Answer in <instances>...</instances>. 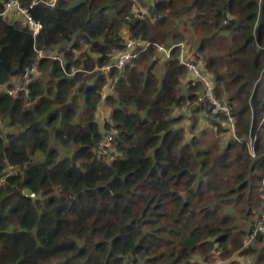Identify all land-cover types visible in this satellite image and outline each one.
<instances>
[{
    "label": "trees",
    "instance_id": "1",
    "mask_svg": "<svg viewBox=\"0 0 264 264\" xmlns=\"http://www.w3.org/2000/svg\"><path fill=\"white\" fill-rule=\"evenodd\" d=\"M19 1L41 29L34 38L2 17L0 0V179L13 169L0 185V264H264V234L243 245L264 216V0ZM138 4L148 16L126 22ZM124 26L183 43L233 131L198 101L202 86L178 48L99 71ZM36 62L27 93L7 95ZM72 67L81 71L68 75ZM183 107L189 117L174 116Z\"/></svg>",
    "mask_w": 264,
    "mask_h": 264
},
{
    "label": "built area",
    "instance_id": "2",
    "mask_svg": "<svg viewBox=\"0 0 264 264\" xmlns=\"http://www.w3.org/2000/svg\"><path fill=\"white\" fill-rule=\"evenodd\" d=\"M35 3V0H33V3ZM55 3V0H49L47 1V5L49 7H53ZM2 17H8V15H11L15 17L16 20L23 21V25L27 26L29 30L32 32L33 37L35 38L40 29L41 25L40 23L34 21L29 17L27 14V11L22 8L21 3L19 0H7L6 4L4 5V10L1 13ZM148 16V7H145V9H139L138 6H136L133 9V14L131 16L126 17V22H130L132 19H137L139 21L144 20V17ZM156 18L152 17V20L154 21ZM127 27V26H126ZM128 28V27H127ZM153 47L158 54L165 57V59H168L171 55V51L173 48L179 49V55L178 59L180 63L188 70L190 73V76L192 77V81H196L201 84L202 91L201 94L198 97V101H209L211 105L214 106L215 112H222L227 116V123L233 131L234 129V122L232 117L229 115V109L227 106L222 105L220 101L216 98L214 93V81L210 79L204 72L202 71V68H200L199 64L190 62L186 59L185 49L186 46L183 43L172 45L171 47H165L162 44L158 43H152L147 40H143L137 37H134L132 33L129 31V28L127 30V35L122 41V47L115 52L114 57L112 58L111 62L102 68H98L99 71H102L103 73H109L112 69L122 70L124 66L131 60L136 59L140 54L144 53L149 48ZM54 55L50 54L48 57L55 59L53 57ZM44 54L42 52L36 53V60L39 61L42 58H44ZM61 60V59H60ZM37 70V62L31 66H28L24 70V74L22 76L23 81L20 83L18 82V85H14L10 89H6V94L9 96H14L17 93L24 91L27 93L26 82L33 76V74ZM80 68L72 67L70 69V72L68 75H75L76 73L80 72ZM24 82V83H23ZM104 98V95H102V100ZM112 132L105 135L103 138V141L99 145V153L105 155L109 154V148H110V142H111V136ZM13 169L9 168V172L5 175V177L0 179V185L3 183L4 179L8 177L12 173ZM30 197H34V194H29ZM264 197V195H263ZM259 234H264V216L263 218L258 221L255 224V227L250 233L249 236L246 237L244 240L243 245L248 246L252 242L255 241L257 236Z\"/></svg>",
    "mask_w": 264,
    "mask_h": 264
},
{
    "label": "rangeland",
    "instance_id": "3",
    "mask_svg": "<svg viewBox=\"0 0 264 264\" xmlns=\"http://www.w3.org/2000/svg\"><path fill=\"white\" fill-rule=\"evenodd\" d=\"M138 7H139V9L141 8V9H145V7L144 6H142V5H140V4H138L137 5ZM8 16H11V15H8ZM11 17H13V16H11ZM14 19H15V17H13ZM22 25H23V21L22 20H20L19 21ZM127 30H128V28L126 27V26H124L123 27V29H122V31H121V37H122V39L124 40V38L126 37V35H127ZM118 51V50H117ZM52 55H54L53 57L55 58V59H58L59 61H61L60 59V55H58V54H55V53H51ZM77 54L78 53H76L75 54V56L77 57ZM200 68H201V66H199ZM35 75H37V73L35 72L34 74H33V77H35ZM12 84L13 85H18V81L17 80H13L12 81ZM182 89L183 90H185V83H183L182 84ZM109 92H111V89L109 88V86H107L106 85V87L103 89V95H105V94H107V93H109ZM177 112H174V116L176 115V114H178V112H182L183 114H185V116L188 118L189 117V111L188 110H186V107H183L182 109H180V110H176ZM109 115H110V108L108 107V105L106 104V103H104V101L103 100H101L100 101V103L98 104V107H97V110H96V113H95V119H96V121H97V123H98V125H99V127H100V130L102 131V133L104 132V125H105V123L106 122H108L109 121ZM186 118V119H187ZM186 121H188V119L186 120ZM189 122V121H188ZM188 122H186V124L188 123ZM205 125L203 124L202 125V127H204ZM224 139L226 140V139H229V135L226 133L225 134V136H224ZM253 247H256V245H254ZM198 261H199V259H197ZM216 261V263H214V264H225V262H222V261H219V260H215ZM242 263L243 264H248L249 263V260L248 259H244L243 261H242ZM209 264V263H208Z\"/></svg>",
    "mask_w": 264,
    "mask_h": 264
}]
</instances>
